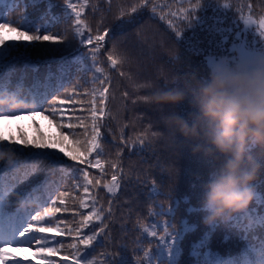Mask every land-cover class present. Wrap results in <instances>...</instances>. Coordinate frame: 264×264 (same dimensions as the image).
Masks as SVG:
<instances>
[{"label": "trees", "instance_id": "trees-1", "mask_svg": "<svg viewBox=\"0 0 264 264\" xmlns=\"http://www.w3.org/2000/svg\"><path fill=\"white\" fill-rule=\"evenodd\" d=\"M70 3L81 11L79 20L65 0H0V24L9 25L0 29V37L6 39L0 42V135L19 140L23 133L32 140L40 139L42 132L47 140L57 139V120L63 113L73 117L70 122L76 124V116L87 117L91 138L92 109L96 108L100 115L102 108L100 159L106 174L89 167V178L99 179L103 185L115 173L121 177L120 188L115 196L102 187L90 188L89 197H85L83 188L73 189L76 177L69 176L63 165L42 158L28 160L15 145L0 142V162L7 166L6 182L16 171L15 161H21L29 170L32 165H40L45 171L33 180L40 189L36 196L47 195L56 187L52 182H58V191L69 194L66 204L70 209L58 215L72 229L81 219L72 211L84 215L89 211L80 209L79 201L74 202L73 197L95 196L97 207L111 208L104 235L88 249L81 246L82 264H107L106 255L117 250L129 264H261L264 150L251 146L248 149L259 162L260 172L250 185L252 199L247 208L208 224L205 185L219 160L207 154L209 145L204 139L185 138L166 121L172 114L188 117L198 111L194 106L198 86L217 72L208 63V56L227 57L230 69H239L238 45L230 41L228 52L222 51L229 36L234 38L237 32L241 43L251 41L255 47H264L260 28L264 0H150L147 7L123 17L121 13H130L139 0ZM195 6L199 10L189 14ZM249 18L251 22L245 23ZM77 23L82 35L75 34ZM20 31L41 37L61 35L64 39H14ZM177 32L181 35L177 36ZM88 33L105 36L94 59L91 53L95 42L87 43ZM257 50L264 53V48ZM175 89L185 94L179 103H155L151 99L161 90ZM100 92H104L103 97ZM53 110L57 112L56 119L49 114ZM143 134L149 139L141 145L137 138H143ZM77 135L84 139L83 129L77 128ZM133 142L135 146L129 147ZM66 143L71 144V138ZM9 160L13 164H8ZM113 162L119 165L115 170L110 167ZM153 183L155 195L149 192ZM161 204L165 206L163 210ZM162 211L166 216L158 214ZM168 224L174 227L172 240L156 244L166 231H171ZM83 232L90 234L88 229ZM56 239L64 244V250L55 259L71 257L73 249L68 245L73 243V237ZM120 245L123 247H116ZM19 247L14 245L10 250L19 256ZM33 251L31 245L24 246L25 255L31 257Z\"/></svg>", "mask_w": 264, "mask_h": 264}, {"label": "snow or ice", "instance_id": "snow-or-ice-1", "mask_svg": "<svg viewBox=\"0 0 264 264\" xmlns=\"http://www.w3.org/2000/svg\"><path fill=\"white\" fill-rule=\"evenodd\" d=\"M68 8H70L77 20L81 15V11L77 10L76 4H71L70 0H65ZM87 0H85V3ZM150 0H139L138 5L131 7L130 13H121V17L124 15H131L135 13L141 7H147ZM81 8L83 5L80 6ZM199 10V6H195L189 10V14L195 13ZM152 11L155 12V6ZM174 15V14H173ZM163 18V17H162ZM188 19V16H185ZM250 18L245 23H250ZM82 23V22H80ZM80 23L76 24V35H82L80 32ZM9 27L8 24H0V29ZM260 28L264 32V19L260 21ZM233 32V31H232ZM237 33V32H236ZM228 37V42L224 45L222 51L228 52V44L231 41L237 45H240V38ZM177 36L181 33L177 32ZM14 39H44V40H56L64 39L61 35H45V36H33L25 31H20L19 35L13 37ZM6 39L0 37V42ZM84 43V40H81ZM88 44L95 42V48H93L91 56L93 59L97 55L98 49L105 41V36L98 35L93 37L91 33L86 36ZM264 47H255L251 41L243 43V46L239 49L241 56H245L251 50L260 49ZM235 53V52H233ZM231 53V54H233ZM111 59V58H109ZM214 60H210L211 64ZM113 65L116 64L115 60L111 61ZM166 87V86H165ZM100 96H104V92H100ZM97 109H92V131L91 138L88 136V125L85 123L87 117L76 116L75 119L79 121L78 124L70 122L73 117L60 114L57 120V128L59 130V137L53 140H47L43 137V133H40V139L29 140L25 134L21 133V138L15 140V138L0 135V142H8L15 145L17 151L26 156L28 160L32 159H44L51 161L55 165H63L64 169H68L69 176H75L76 180L73 184V189L78 190L83 188L85 197H89L90 188L102 187L107 190V193L115 196L116 192L120 188L121 177L117 174L111 176V180L101 185L99 179H90L89 167L92 169H99L102 175L106 174L104 164L101 163V156L103 155V148L100 143L101 131L100 121L103 119V109L99 110L100 115H97ZM53 119H56L57 112L53 110L49 113ZM185 115L187 113H184ZM68 120V123L63 121ZM77 128L83 129L84 139H80L77 135ZM150 130H146V133ZM67 133V135L65 134ZM155 136L156 133H151ZM71 138L72 143L67 144L66 141ZM149 139L147 134H143V138L138 137L137 140L141 145H144L145 141ZM124 143V141H121ZM136 142H133L129 147H134ZM119 156V152L117 153ZM67 157V160H65ZM70 160L72 163H68ZM13 164L11 160L7 162ZM84 167H81V166ZM6 164L0 162V264H69L71 260L72 264H82L84 256L81 255V246L84 249L90 248L94 242L98 241V237L104 235L108 229V224L105 223L112 215L111 208L105 209L103 206L97 207L98 200L95 196H91L87 199H80L73 197L74 202L79 201L80 209H89L87 215L83 212L72 211L73 216L79 215L81 217L78 222V226L74 229L69 228L65 221L60 219L58 214L68 213L70 211L66 204V198L68 192L58 191V182L53 181L56 185L52 188L47 195L36 196V192L40 189L33 184L34 178L39 176L42 171H45L40 165H32L30 170L22 165L21 161L17 160L13 164L15 172L12 174L11 179L6 182L5 172ZM111 169L115 170L119 167L117 163H110ZM63 171V169H60ZM8 172H12V168H7ZM63 178V177H61ZM82 181V182H81ZM149 192L155 195L157 188L155 183L149 188ZM53 193H56L53 195ZM29 204H35V207H29ZM111 204V201H109ZM15 205H24L23 208ZM59 205V206H57ZM162 210L165 208L163 204L159 206ZM159 215H165L166 212L162 211ZM63 225V226H62ZM91 226V227H90ZM171 231H166L163 237L157 239L156 244L160 240L171 241L174 227L169 225ZM88 229L90 234H84L83 230ZM75 233V235H73ZM155 237V233L152 234ZM72 236L73 243L68 247L73 249V255L71 257L64 256L61 259H55L59 257L60 253L64 250V244L57 240L56 237ZM20 246L19 251L21 255L17 256L15 252L11 251V246ZM31 245L34 249L32 256L24 254V246ZM122 248L123 246H116ZM37 258H40L39 260ZM107 264H129L126 256L121 251L117 250L113 253H108L105 257ZM151 260V257H150ZM87 264H95L94 261H88ZM261 264H264V255L261 257Z\"/></svg>", "mask_w": 264, "mask_h": 264}, {"label": "clouds", "instance_id": "clouds-1", "mask_svg": "<svg viewBox=\"0 0 264 264\" xmlns=\"http://www.w3.org/2000/svg\"><path fill=\"white\" fill-rule=\"evenodd\" d=\"M151 99L176 104L185 94L161 90ZM194 106L198 111L188 117L172 114L166 123L185 138L204 139L207 154L219 160L205 185L204 207L209 213L205 222L211 224L246 209L252 199L250 185L260 164L248 149L264 150V61L244 71L211 74L207 83L198 86Z\"/></svg>", "mask_w": 264, "mask_h": 264}, {"label": "rangeland", "instance_id": "rangeland-1", "mask_svg": "<svg viewBox=\"0 0 264 264\" xmlns=\"http://www.w3.org/2000/svg\"><path fill=\"white\" fill-rule=\"evenodd\" d=\"M263 40H264V36H263ZM242 46H243V43H241L240 45L236 47L237 53H238V56H237L238 67L241 71L249 69L251 66H253L257 62L264 61V53L257 49L249 51L247 55L242 57L239 52V49ZM210 60H214V61L210 64L209 63ZM207 61L210 64V66L217 72L230 69L228 65L227 57L208 56ZM21 124L25 126H30L29 122H25V121H21Z\"/></svg>", "mask_w": 264, "mask_h": 264}]
</instances>
